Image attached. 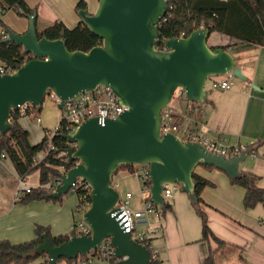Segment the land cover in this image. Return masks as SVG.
<instances>
[{"label":"water","instance_id":"95a60500","mask_svg":"<svg viewBox=\"0 0 264 264\" xmlns=\"http://www.w3.org/2000/svg\"><path fill=\"white\" fill-rule=\"evenodd\" d=\"M167 11L168 0H99L94 13L87 9L78 12L102 41L88 52L69 51L64 34L55 40L39 39L36 11L28 17L25 33L6 30L3 42L22 46L33 59L11 74L0 75L1 137L13 127L12 109L25 103L41 107L51 91L60 98L61 109L63 102L76 95L105 86L128 108L117 119L91 117L74 135L62 134L77 144L76 150L67 149L68 158L80 163L61 175L62 183L51 197L68 194L78 178L89 183L90 206L84 218L90 235L73 236L53 246L45 234L32 256L45 253L48 264H58L62 258L86 257L110 240L115 264L151 263L148 247L130 235L127 214L115 209L120 193L113 176L122 165L149 166L150 200L162 209L166 205L164 184L179 185L194 205L199 203L193 175L201 165L214 166L232 179L245 174L241 165L251 148L227 158L198 142H183L172 133H161L162 111L178 88L189 101L206 104L208 78L232 73L246 80L228 48L213 49L208 44L211 32L206 27H198L186 38L168 39L166 50H159V25Z\"/></svg>","mask_w":264,"mask_h":264},{"label":"crops","instance_id":"0c3cea01","mask_svg":"<svg viewBox=\"0 0 264 264\" xmlns=\"http://www.w3.org/2000/svg\"><path fill=\"white\" fill-rule=\"evenodd\" d=\"M80 1L26 0L30 7L36 8L38 29L55 21H62L68 28L76 27L81 22L76 11ZM83 1L89 13L97 10L99 0ZM12 11L0 15V20L16 33H25L29 27L28 18L20 16L14 19L10 15ZM3 34L0 24V38H3ZM208 44L228 48L246 80L234 83L228 91L210 90L209 100L203 104L202 114L196 118L204 124L202 131L208 137L220 139L228 146L245 145L252 149V154L256 156L250 155L247 162L241 165V170L255 175L258 185L264 189V47L244 44L218 32L210 34ZM40 119V124L34 123L33 118L20 119L33 145L40 143L47 131L43 126L44 118ZM196 172L214 183L213 187H206L202 191L205 204L201 208L207 215L212 232L226 244L218 248L213 241H202V221L196 205L190 201L187 193L178 189L168 200L171 209L155 221L162 226L161 233L151 237V245L161 258L159 264H205L211 252L214 253L215 264H264V203L246 209L244 188L233 185L226 173L202 167H198ZM126 173L119 172L117 175L122 178L121 174ZM21 183L10 159H2L0 241H30L35 237L37 225L49 227L53 236L69 234L74 224V210L79 203L78 196L72 192L75 196H64L58 202L33 201L22 204L15 196ZM24 183L30 188L40 186L39 179L36 183H28L27 178ZM137 208H143L141 201Z\"/></svg>","mask_w":264,"mask_h":264},{"label":"trees","instance_id":"16d2710c","mask_svg":"<svg viewBox=\"0 0 264 264\" xmlns=\"http://www.w3.org/2000/svg\"><path fill=\"white\" fill-rule=\"evenodd\" d=\"M83 9H87V4L82 0L76 5V11L79 12ZM10 10H14L21 17L28 18L36 11V8L30 7L26 0H0V15H4ZM0 24L4 33H6L8 27L1 20ZM202 26L208 28L211 33L218 32L235 38L244 44L264 47V0H168L167 14L159 25L160 41L157 45L163 48L161 40L174 37L186 38ZM62 34L65 35V45L71 52H88L102 44L101 39L82 21L74 28H68L62 21H55L42 29H38L39 39L46 37L55 40L60 38ZM215 48L213 47V49ZM32 59L33 56L30 53H25L22 46L16 43H4L3 38H0L1 65L16 71ZM41 110L42 106L33 107V116H36ZM21 118L22 115L19 112L14 113L11 116L12 129L3 137L0 136V161L3 154L10 159L23 181L30 175L39 172L40 186L32 188L30 193L24 194L18 202L29 204L33 201H61L65 195L59 199L52 198V193L47 188V184L52 183L62 174L61 167L65 165L59 154L69 149L68 141L63 138L62 134L55 135L52 140L54 149L42 161L38 162L36 157L47 148L48 137L45 134L40 143L31 144L29 132L20 123ZM71 165L67 164L65 167L69 169L74 164ZM200 167L209 170L218 169L214 166L201 165ZM136 170L135 165H122L115 175L119 172L134 174ZM193 180L196 184L195 191L199 200L195 208L202 221V241H213L218 245V248L223 247L226 243L212 232L207 215L201 208V205L205 204L201 196L202 191L206 187H213L214 183L196 171ZM230 181L233 185L244 188V207L246 209H252L256 205L264 203V189L258 185V178L255 175L245 173L240 178H230ZM145 184L149 187L150 181ZM82 195L84 193L81 189L77 190L78 201H80ZM86 202H90L88 194ZM170 209L171 206L167 202L165 208L162 209V214L164 215ZM45 234L53 246H58L67 242L76 233L71 231L66 235L53 236L49 227L37 225L35 237L30 241L22 243H12L9 240L0 241V264H30L33 262L48 264L49 258L45 253L37 256L31 255L32 251L44 242ZM147 247L151 252L150 264H159L161 262L160 256L153 252L151 246ZM213 254V252L210 253L205 264H215ZM61 262L70 264L76 262V260L62 258Z\"/></svg>","mask_w":264,"mask_h":264},{"label":"built area","instance_id":"2783aa9c","mask_svg":"<svg viewBox=\"0 0 264 264\" xmlns=\"http://www.w3.org/2000/svg\"><path fill=\"white\" fill-rule=\"evenodd\" d=\"M5 38L6 33L3 34V39ZM165 41L166 40H161L163 48H160L157 45L159 50H166ZM13 72L14 71H12L10 68L0 64V75L11 74ZM234 80L235 76L232 73H229L224 76L210 77L208 78L207 82L209 81L211 83V90L228 91L232 89ZM46 97L54 99L57 105L61 103L60 98L52 91L47 93ZM175 97H177L180 100V103L185 105L186 108L181 112H176L173 111L172 108H168V106L162 111V134L172 133L183 142H198L202 144L208 151L220 154L227 158L238 156L242 151L248 149V147L245 145L228 146L225 145L220 139H212L208 137L202 131L204 124L196 118L197 115L202 114L203 104L189 101L186 98L185 91L182 88H178L175 91L173 99ZM33 107L34 106L30 103L19 105L17 109H12V115L16 112H19L22 117L35 118L39 123L41 119L37 115L33 116ZM127 109L128 108L126 106L120 103L119 98L114 94V92L105 86H100L92 92L78 94L73 99L63 102V106L60 109L62 111V117L57 127L53 131H45V134L48 137V145L47 148L36 157V160L38 162L42 161V159L54 149L52 140L55 135H74L80 125L91 117L105 116L114 120L118 118L121 111ZM68 148L76 150L77 144L68 142ZM250 155H253L254 157L256 156L252 154V152L248 155V157ZM59 157L65 166L67 164H74L73 166L71 165L72 167L69 169L65 166H62L61 175L67 174L70 169L76 167L80 163V161H71L68 158L67 151H62L59 154ZM4 158H6V156L3 154L1 159ZM141 168V170H136L134 175L139 178L141 183V202L143 204V208H134L133 195L132 193L127 192L124 196L120 195V199L115 205V209L119 208L127 214L131 237L146 247H152L151 237L161 233L162 231V226L160 224H156L155 221L160 220L163 214L162 208L150 200V186L148 187L145 184L146 182L150 181L149 166L141 165ZM61 175L57 177L52 183L47 184V188L51 191V193H54L61 185ZM21 182L22 183L15 194L17 200H19L24 194L30 193L32 189L30 187L24 186V181L22 179ZM179 188L180 187L177 184H164L163 196L166 203L172 197L173 192ZM80 189L84 195H82L77 207L74 210V224L72 231L76 233L75 236L90 235V228L84 218V213L90 206V202L86 201L87 194L90 200V192L92 187L85 180L78 178L72 185L70 192H73L77 195V190ZM152 249L153 252L157 254V251L153 247ZM113 251L114 248L110 240H105L102 245L93 252L94 255L90 254L86 257L79 256L77 259H75L76 262L70 264H92L95 258L102 261L104 264H115L116 261L112 258ZM58 264L69 263L61 262L60 260Z\"/></svg>","mask_w":264,"mask_h":264},{"label":"rangeland","instance_id":"374dc122","mask_svg":"<svg viewBox=\"0 0 264 264\" xmlns=\"http://www.w3.org/2000/svg\"><path fill=\"white\" fill-rule=\"evenodd\" d=\"M11 17L14 19H19L20 16L15 12H10ZM240 79L235 77L234 83H238ZM210 82H207V89L211 90ZM168 108H172L173 111H182L186 108L185 105H182L180 103V100L175 97ZM38 117L44 118L43 119V126H46L47 130H54L61 117H62V111L58 108L57 103L54 101V99L50 97H46L44 103L42 104V110L40 113L36 114ZM45 117L47 118V121L45 120ZM34 123H38L37 119L33 118L32 120ZM40 124V123H38ZM247 162V161H246ZM137 170H141V165H136ZM122 178H119L118 175H115L113 178V185L116 187V189L119 191L121 196H124L127 192L132 193L133 195V207L137 208L139 207V203L142 200V190L140 187V180L139 178L134 174H121ZM39 178V172H36L28 177V183H36ZM24 183V182H23ZM25 182L24 184H26ZM180 189V188H179ZM178 191V190H177ZM75 196L72 192H69L65 195V197H73ZM138 205V206H137ZM73 229V225H72ZM71 229V230H72ZM97 262V263H96ZM94 264H104L102 261L98 259H94ZM92 263V264H93Z\"/></svg>","mask_w":264,"mask_h":264}]
</instances>
